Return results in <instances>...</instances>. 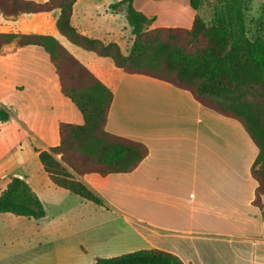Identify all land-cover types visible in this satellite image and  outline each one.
I'll use <instances>...</instances> for the list:
<instances>
[{"label": "crops", "instance_id": "0c3cea01", "mask_svg": "<svg viewBox=\"0 0 264 264\" xmlns=\"http://www.w3.org/2000/svg\"><path fill=\"white\" fill-rule=\"evenodd\" d=\"M145 4L139 8L134 0L137 10L156 19L152 28L168 27L158 25L159 16L146 13ZM101 6L78 0L72 25L91 38L119 44L128 55L133 33L125 21L117 30L107 29L99 21ZM103 7L113 19L126 20L124 10ZM58 14H22L43 17L31 19L33 30L20 33L57 38L112 89L106 130L145 144L149 154L131 173L82 177L109 207L82 198L88 202L84 207L62 209L73 193L51 181L36 150L58 146L59 124H83V116L61 93L41 47L7 45L0 55V106L12 109L14 118L0 123V194L12 178H22L45 209L53 203L60 217L71 219L23 225V217L0 214V264H92L143 249L170 252L184 264H264V209L253 204L258 183L251 175L259 150L242 124L202 106L187 90L125 73L112 59L74 45L59 33Z\"/></svg>", "mask_w": 264, "mask_h": 264}, {"label": "trees", "instance_id": "16d2710c", "mask_svg": "<svg viewBox=\"0 0 264 264\" xmlns=\"http://www.w3.org/2000/svg\"><path fill=\"white\" fill-rule=\"evenodd\" d=\"M78 0H0V14L59 11V33L74 45L100 57L113 60L128 74L145 75L189 91L202 106L238 121L245 128L259 152L251 167L257 181L253 204L264 209V25L251 36L246 22L245 0H234V23L219 20L208 24L198 13L192 26L155 27V18L137 10L134 0L110 5L112 11L124 10L134 41L128 55L119 44L104 43L78 31L72 25L74 5ZM202 0H190L194 11ZM41 47L49 56L58 76L61 93L83 116V124H59L60 142L49 150H36L43 169L58 187L109 207L105 200L83 180L87 174L133 172L148 156L141 142L106 130L114 92L99 80L60 41L49 35L0 32V55L5 47ZM14 118L12 109L0 106V123ZM41 219L45 217L42 201L22 178L14 177L0 194V214ZM92 264H184L176 255L159 249H143L110 258H97Z\"/></svg>", "mask_w": 264, "mask_h": 264}, {"label": "rangeland", "instance_id": "374dc122", "mask_svg": "<svg viewBox=\"0 0 264 264\" xmlns=\"http://www.w3.org/2000/svg\"><path fill=\"white\" fill-rule=\"evenodd\" d=\"M100 5L102 4L100 10L99 21L106 25L107 29H119L122 23L125 21L126 26H128L129 35L132 33L131 28L125 18H115L113 19L110 12H106L103 6L111 5V3H116L117 0H97ZM145 4L146 13L152 15L156 14L159 16V23L161 26L168 27H184L189 26V22L192 20L194 11L189 6V0H137V6L141 8V4ZM233 2L234 0H202L200 9L196 11L208 24H215L219 20H227L231 24L234 23L233 14ZM246 11V22L249 28L251 36L255 34L257 30H260L259 25H264V0H245L244 1ZM108 9V8H107ZM110 9V8H109ZM111 10V9H110ZM41 19L43 16H4L0 14V32L3 33H20L23 31L33 30V22L35 20L31 19ZM156 21V19H155ZM154 21V22H155ZM41 24L46 25L48 22L43 19L40 20ZM156 23H152V26ZM151 26V27H152ZM264 32V27L262 28ZM131 31V32H130ZM126 48V47H125ZM126 50V49H125ZM9 94V88L11 85H7ZM6 94V95H7ZM39 161V160H38ZM39 163V162H38ZM110 192V191H108ZM109 194V193H108ZM67 199L63 200L61 208L64 210L79 209L84 207L88 203L77 195L68 194ZM104 199V198H103ZM105 200V199H104ZM105 202H109L105 200ZM92 205V204H91ZM57 206L53 203H47V209H45V217L41 219L30 220L29 218H24L20 221V224L27 223H40L44 225L61 224L62 219L65 216L60 217L57 212ZM17 217V216H16ZM67 219H71L65 217ZM24 242L30 246L29 241L24 240ZM41 242V240L39 241ZM34 248H38L36 245Z\"/></svg>", "mask_w": 264, "mask_h": 264}]
</instances>
